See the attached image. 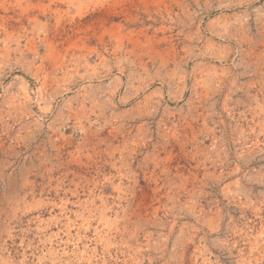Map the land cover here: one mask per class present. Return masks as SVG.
<instances>
[{"label":"rangeland","instance_id":"rangeland-1","mask_svg":"<svg viewBox=\"0 0 264 264\" xmlns=\"http://www.w3.org/2000/svg\"><path fill=\"white\" fill-rule=\"evenodd\" d=\"M0 264H264V0H0Z\"/></svg>","mask_w":264,"mask_h":264}]
</instances>
